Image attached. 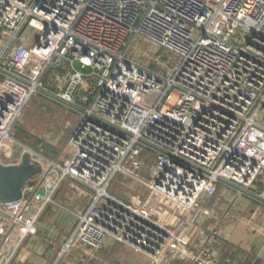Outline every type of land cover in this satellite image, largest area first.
<instances>
[{
    "label": "built area",
    "instance_id": "built-area-1",
    "mask_svg": "<svg viewBox=\"0 0 264 264\" xmlns=\"http://www.w3.org/2000/svg\"><path fill=\"white\" fill-rule=\"evenodd\" d=\"M38 94L79 117L66 159L13 136ZM27 153L42 172L0 201V264L67 182L86 200L58 262L122 245L222 264L221 224L192 248L178 223L202 225L220 186L264 206V0H0V163Z\"/></svg>",
    "mask_w": 264,
    "mask_h": 264
},
{
    "label": "crops",
    "instance_id": "crops-1",
    "mask_svg": "<svg viewBox=\"0 0 264 264\" xmlns=\"http://www.w3.org/2000/svg\"><path fill=\"white\" fill-rule=\"evenodd\" d=\"M263 182L262 175L256 182L259 191ZM56 208H50L41 218L38 234L25 242L14 264H151L145 255L122 245H112L92 257L75 251L58 262V254L75 223L69 214ZM206 210L209 215L202 225L201 216L183 218L178 223L181 237L192 248L199 247L206 231L221 224L223 237L217 252L222 264H264V206L248 197L235 199L233 192L220 186ZM196 224L199 230L193 233Z\"/></svg>",
    "mask_w": 264,
    "mask_h": 264
},
{
    "label": "rangeland",
    "instance_id": "rangeland-1",
    "mask_svg": "<svg viewBox=\"0 0 264 264\" xmlns=\"http://www.w3.org/2000/svg\"><path fill=\"white\" fill-rule=\"evenodd\" d=\"M147 48V46H146ZM79 121V117L63 106H59L41 95L32 97L26 106L20 121L14 129L13 136L20 143L39 149L42 154L49 157L66 159L68 156L66 144L74 128ZM119 190L118 180H114L111 192ZM81 190L76 184L67 182L57 196L59 212L64 211L69 214L75 223L73 212L77 207L83 208L85 198H80ZM199 230L196 224L193 233Z\"/></svg>",
    "mask_w": 264,
    "mask_h": 264
},
{
    "label": "water",
    "instance_id": "water-1",
    "mask_svg": "<svg viewBox=\"0 0 264 264\" xmlns=\"http://www.w3.org/2000/svg\"><path fill=\"white\" fill-rule=\"evenodd\" d=\"M41 172L42 168L32 162L29 153L23 156L22 163L18 166H4L0 163V201L5 203L18 201L25 187Z\"/></svg>",
    "mask_w": 264,
    "mask_h": 264
}]
</instances>
